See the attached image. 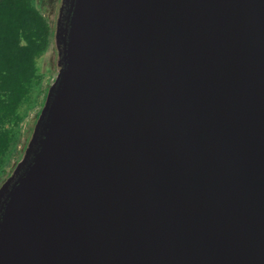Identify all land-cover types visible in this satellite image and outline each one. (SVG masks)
<instances>
[{
    "label": "water",
    "instance_id": "95a60500",
    "mask_svg": "<svg viewBox=\"0 0 264 264\" xmlns=\"http://www.w3.org/2000/svg\"><path fill=\"white\" fill-rule=\"evenodd\" d=\"M55 42L0 264H264V0H71Z\"/></svg>",
    "mask_w": 264,
    "mask_h": 264
},
{
    "label": "rangeland",
    "instance_id": "374dc122",
    "mask_svg": "<svg viewBox=\"0 0 264 264\" xmlns=\"http://www.w3.org/2000/svg\"><path fill=\"white\" fill-rule=\"evenodd\" d=\"M33 7L40 15L47 18L52 17L56 0H23ZM71 0H57L58 7L54 14L52 36L44 44L43 49L34 56V77L31 83L25 88L20 102L12 113H4L0 117V137L6 139L4 149L0 141V201L16 183L17 178L24 171L31 151L28 149L35 127L47 95L52 90L56 71L54 70V49L55 40L65 24ZM34 30L31 29L33 34ZM25 34V33H24ZM25 36L22 43H25ZM3 97V94H2ZM1 98V96H0ZM3 99H0V110L3 107ZM38 134V129L37 133ZM35 134V140L38 137ZM24 160V161H23Z\"/></svg>",
    "mask_w": 264,
    "mask_h": 264
},
{
    "label": "trees",
    "instance_id": "16d2710c",
    "mask_svg": "<svg viewBox=\"0 0 264 264\" xmlns=\"http://www.w3.org/2000/svg\"><path fill=\"white\" fill-rule=\"evenodd\" d=\"M49 21L27 1L0 0V99H3L0 117L16 109L31 83L34 56L52 36ZM31 29L33 34H30ZM23 36L25 43H22ZM5 139V136L0 137L2 149Z\"/></svg>",
    "mask_w": 264,
    "mask_h": 264
},
{
    "label": "flooded vegetation",
    "instance_id": "af4514ba",
    "mask_svg": "<svg viewBox=\"0 0 264 264\" xmlns=\"http://www.w3.org/2000/svg\"><path fill=\"white\" fill-rule=\"evenodd\" d=\"M55 9H54V14H56V12L55 11H57V7H58V2H57V0L55 1Z\"/></svg>",
    "mask_w": 264,
    "mask_h": 264
}]
</instances>
